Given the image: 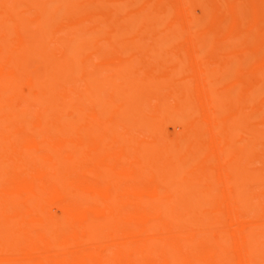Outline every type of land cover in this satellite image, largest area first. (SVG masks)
<instances>
[{
    "label": "bare ground",
    "instance_id": "6f19581e",
    "mask_svg": "<svg viewBox=\"0 0 264 264\" xmlns=\"http://www.w3.org/2000/svg\"><path fill=\"white\" fill-rule=\"evenodd\" d=\"M263 146L264 0H0V264H264Z\"/></svg>",
    "mask_w": 264,
    "mask_h": 264
},
{
    "label": "rangeland",
    "instance_id": "374dc122",
    "mask_svg": "<svg viewBox=\"0 0 264 264\" xmlns=\"http://www.w3.org/2000/svg\"><path fill=\"white\" fill-rule=\"evenodd\" d=\"M248 11H251V12H248ZM252 12H253V11H252V8H251V10L248 9L247 12L243 15L242 19L239 20V21H241L242 24H243V26H242V25L240 24V22H239V26H240V28H241V27L244 28V26H245L248 22L251 21L250 19L253 18V13H252ZM246 14H247V17L245 16ZM254 14H256V12H255ZM249 16H251V17H249ZM257 16H259V15L257 14ZM257 16H256V17H257ZM248 17H249V18H248ZM254 17H255V16H254ZM254 19H255V18H254ZM254 19H253V20H254ZM245 20H246V21H245ZM256 20H257V19H256ZM243 21L246 23L245 25H244V22H243ZM254 21H255V20H254ZM249 24H251V22H250ZM246 26H248V25H246ZM243 28H242V29H243ZM249 63L251 64L252 62H249ZM249 63H248V65H250ZM28 91H29V90H27V89L24 90V92H25L26 95L29 94ZM263 147H264V146H263ZM263 147H262V148H263Z\"/></svg>",
    "mask_w": 264,
    "mask_h": 264
}]
</instances>
